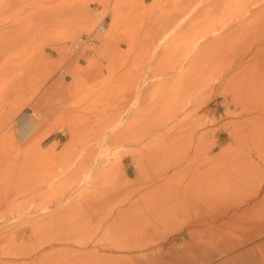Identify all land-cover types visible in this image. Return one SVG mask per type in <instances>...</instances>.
I'll list each match as a JSON object with an SVG mask.
<instances>
[{"label": "rangeland", "instance_id": "1", "mask_svg": "<svg viewBox=\"0 0 264 264\" xmlns=\"http://www.w3.org/2000/svg\"><path fill=\"white\" fill-rule=\"evenodd\" d=\"M263 7L0 0V65L24 67L0 98V264H264ZM23 111L38 135H17Z\"/></svg>", "mask_w": 264, "mask_h": 264}, {"label": "bare ground", "instance_id": "2", "mask_svg": "<svg viewBox=\"0 0 264 264\" xmlns=\"http://www.w3.org/2000/svg\"><path fill=\"white\" fill-rule=\"evenodd\" d=\"M246 1V0H245ZM253 2H255V1H253ZM257 2V1H256ZM260 3V2H259ZM239 5V4H238ZM253 5H255V4H252V6ZM251 6V7H252ZM237 10H238V8H236ZM240 9V8H239ZM255 10V9H254ZM254 10L253 9H249V8H247V7H245V10L243 11V12H253L254 13ZM239 11V10H238ZM241 11H239V13H240ZM257 12V11H256ZM191 13V12H190ZM247 13V14H248ZM250 14V13H249ZM256 14V13H255ZM189 15V14H188ZM237 15H239V14H237ZM244 15V14H243ZM246 16V15H245ZM252 16V15H251ZM184 17V16H183ZM185 17H186V15H185ZM236 17V16H235ZM251 18V17H250ZM252 18H254V15H253V17ZM256 20H258V19H260V21L259 22H261V24L264 22V7L262 8V9H260V10H258V13L256 14ZM184 20V19H183ZM182 20V21H183ZM235 20H236V18H235ZM234 20V21H235ZM238 20H240V19H238ZM255 20V19H254ZM180 21V20H179ZM246 21V20H245ZM233 23V22H232ZM235 23H237V22H235ZM225 24V23H224ZM223 24V25H224ZM177 25V24H176ZM175 25V26H176ZM227 26V25H226ZM217 28V27H216ZM204 30V29H203ZM225 30V29H224ZM170 31V30H169ZM168 31V32H169ZM174 31V30H173ZM215 31V32H214ZM263 32V31H262ZM212 33H217V31L214 29V30H212ZM263 34V33H262ZM262 34H261V36H262ZM164 35H166V34H164ZM202 35V34H201ZM206 36V35H205ZM168 37V36H167ZM205 38V37H204ZM263 38V37H262ZM261 38V39H262ZM200 39V38H199ZM264 39V38H263ZM159 40H161V39H159ZM157 44H160V41L159 42H157ZM190 44V43H189ZM155 46H158V45H155ZM154 46V47H155ZM194 49V48H193ZM259 49H264V44L262 45V46H260L259 47ZM186 52V51H185ZM149 59V58H148ZM183 63V62H182ZM23 65V63H18V62H13V61H7V62H4L3 64L1 63V65H0V98L2 97V98H5V95H7L8 93H10L11 91H13V90H15L16 89V86H19V84H21V83H19L18 81H16L17 79H18V77L19 76H23V68H22V65ZM148 63H147V67H144V69H143V71H142V73L139 75V77H138V79L136 78L135 79V85L137 86V93H140L141 91H142V89H143V87L146 85V83H147V72L149 71L148 70ZM176 67V66H175ZM20 70V73L18 72H15V70ZM12 72V74L13 75H11V77L9 76V79H3L2 77L3 76H5V75H9L10 73ZM11 83V88H7V85H9L8 83ZM9 87V86H8ZM132 87V86H131ZM135 97V96H134ZM139 98V97H138ZM136 100V99H135ZM133 104H135V103H133ZM121 113H123V112H121ZM125 114V113H124ZM126 118V117H125ZM119 120V119H118ZM123 120H125V119H123ZM52 121V120H51ZM61 121L62 120H60V119H56V120H54L53 122H51L48 126H47V128L44 130V132L40 135V136H38L36 139H34V140H32L28 145H27V147L24 149V154L25 155H28V154H36V152L38 153L39 151H40V147H39V142H40V140L41 139H43V138H45L46 136H48L49 135V133L53 130V129H56L57 127H60L63 123H61ZM63 122V121H62ZM123 122V121H122ZM117 123V122H116ZM119 123V122H118ZM115 125V124H114ZM114 125H112L113 127H114ZM112 126H110V127H112ZM116 127L118 126L117 124L115 125ZM115 127V128H116ZM11 128V127H10ZM10 128H8V130H6L4 133H3V138H10L11 140L13 139V134H12V130H10ZM109 130H111V129H109ZM54 131V130H53ZM109 134V133H108ZM105 144V143H104ZM103 144V145H104ZM107 146V145H106ZM102 149H103V147H102ZM107 147H105L102 151H99V155L101 156V157H103V156H107V154L109 153V152H107ZM98 153V152H97ZM111 154V153H110ZM110 156V155H109ZM107 160V159H106ZM104 161V160H103ZM102 161V162H103ZM61 168V167H60ZM56 171H58L57 169H56ZM91 171H92V168H89V169H87V170H85V172H83V174H82V176L79 178V180H78V183H77V185L79 186L80 184H82V182H84L85 180H87L88 178H89V176H90V173H91ZM58 173V172H57ZM62 173H63V170H62ZM54 176H56V175H54ZM53 176V179H55L56 177H54ZM58 177V176H57ZM74 192H76V191H78V188L76 189L75 188V190H73ZM37 213V212H36ZM33 214V213H32ZM13 220V219H12ZM253 233V232H252ZM251 233V234H252Z\"/></svg>", "mask_w": 264, "mask_h": 264}, {"label": "crops", "instance_id": "3", "mask_svg": "<svg viewBox=\"0 0 264 264\" xmlns=\"http://www.w3.org/2000/svg\"><path fill=\"white\" fill-rule=\"evenodd\" d=\"M53 91V88H51L49 91L48 89H45L43 90V93H41V95L37 96L36 101L38 109L42 108L43 104L48 100ZM15 124L17 135L23 139L38 135V131H42L45 127L43 123L34 120L32 115L28 111L26 113L24 111L21 112L17 116Z\"/></svg>", "mask_w": 264, "mask_h": 264}, {"label": "built area", "instance_id": "4", "mask_svg": "<svg viewBox=\"0 0 264 264\" xmlns=\"http://www.w3.org/2000/svg\"><path fill=\"white\" fill-rule=\"evenodd\" d=\"M105 27L102 24H98L94 27V29L88 34L80 35L76 40L71 41L69 49L72 52L79 51L83 48L92 47L95 42V34L104 32Z\"/></svg>", "mask_w": 264, "mask_h": 264}]
</instances>
